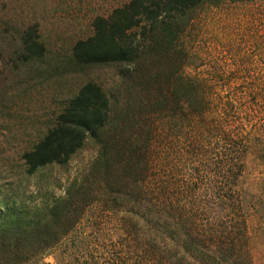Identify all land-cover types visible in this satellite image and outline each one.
Wrapping results in <instances>:
<instances>
[{
	"label": "trees",
	"instance_id": "trees-1",
	"mask_svg": "<svg viewBox=\"0 0 264 264\" xmlns=\"http://www.w3.org/2000/svg\"><path fill=\"white\" fill-rule=\"evenodd\" d=\"M216 1L129 0L94 19L71 68L116 67L121 87L84 84L23 161L34 177L88 141L97 157L64 195L17 202L0 188V264H252L243 181L254 161L264 192V83L182 73V39ZM17 41L14 68L44 66L37 26Z\"/></svg>",
	"mask_w": 264,
	"mask_h": 264
},
{
	"label": "rangeland",
	"instance_id": "rangeland-1",
	"mask_svg": "<svg viewBox=\"0 0 264 264\" xmlns=\"http://www.w3.org/2000/svg\"><path fill=\"white\" fill-rule=\"evenodd\" d=\"M128 2L0 0V54L8 55L0 56V188L9 200L30 203L38 192L64 195L96 159L98 146L88 141L68 166L48 167L28 177L23 155L39 142L84 84L96 82L112 98L119 91L122 83L116 67L75 70L69 56L76 41L92 34L94 19L109 16ZM28 25L38 27L47 48L46 63L16 69L12 60L17 38ZM182 47L187 53L184 76L220 85L264 83V1L211 2L195 16ZM258 171L250 160L243 181L249 237L245 249L252 264H264V192L255 180ZM54 257L47 258V263L57 264Z\"/></svg>",
	"mask_w": 264,
	"mask_h": 264
}]
</instances>
